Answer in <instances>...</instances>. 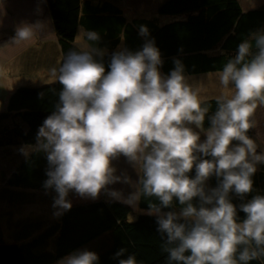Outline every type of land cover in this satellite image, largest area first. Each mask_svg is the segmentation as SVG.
Returning <instances> with one entry per match:
<instances>
[{"label": "clouds", "instance_id": "9594fccd", "mask_svg": "<svg viewBox=\"0 0 264 264\" xmlns=\"http://www.w3.org/2000/svg\"><path fill=\"white\" fill-rule=\"evenodd\" d=\"M84 34L91 42L100 39L95 31ZM140 34L148 35L146 26L140 27ZM34 35L31 26L21 25L13 40ZM103 55L104 50L93 45L68 52L59 68V100L31 148L46 154L44 187L57 193L55 215L71 209L70 192L93 200L106 192L121 199L109 185L128 182L127 176L116 175L113 165L123 156L140 168L138 197H128L129 204L138 203L141 196L159 201L149 200L148 214L156 216L158 231L166 234L162 248L169 264H249L264 258V195L239 205L246 214L243 220L230 198L231 193L241 199L251 193L257 165L264 164V152H257L258 144L248 135L256 126L258 105L264 106V31L241 42L219 72L220 84L225 89L232 85L234 91L217 98L210 116L209 107L188 83L181 61H175L168 75L162 74L154 40L134 53H113L110 70L96 59ZM21 151L29 155V149ZM213 176L218 183L209 187ZM175 201L178 211H164L174 209ZM98 260L95 251L83 249L59 264ZM119 264H135L134 257Z\"/></svg>", "mask_w": 264, "mask_h": 264}, {"label": "trees", "instance_id": "16d2710c", "mask_svg": "<svg viewBox=\"0 0 264 264\" xmlns=\"http://www.w3.org/2000/svg\"><path fill=\"white\" fill-rule=\"evenodd\" d=\"M45 3L56 36L59 60L56 77L50 82L18 85L10 91L6 105L0 110V148L25 145L31 149L36 145L39 127L55 110L62 90L59 68L69 51L83 50L76 42L80 28L87 46L104 50V55L96 59L102 60L106 70H110L113 53L124 49L134 53L142 50L148 40H154L160 50L163 61L160 71L164 75L176 67V60L182 62L184 74L222 71L237 54L241 42L254 32L264 31V4L244 10L239 0H164L157 8L158 14L171 16L164 23L151 17L128 18L115 0H45ZM141 26L147 27V36L140 34ZM84 31L97 32L99 41H88ZM217 98L202 99L210 109L209 116L217 108ZM209 124L206 118L205 128ZM248 135L253 138L252 129ZM47 168L46 154L31 151L19 158L6 187L0 191L2 196L8 192L11 200L28 201L43 208V212H30L16 221L22 227L14 237L17 242L5 241L0 235V264H54L92 243L97 244L95 249H89L98 254L97 264H119L129 256L134 257L135 264H169L168 253L162 248L166 234L158 231L156 216L147 213L150 199L159 203L154 197H139L135 205L139 213L133 219L130 214L135 211L134 205L115 199L77 204L62 215H51L47 195L57 193L44 187ZM190 175L195 176L194 169ZM252 179L253 191L243 199L230 194L240 220L246 214L239 205L257 194L264 195V164L257 165ZM207 183L215 187L218 181L213 176ZM139 188L137 181V197ZM194 203H199L198 198ZM174 204V209L164 211H178L179 202ZM47 206L49 212H45ZM6 221L13 222L11 218ZM102 238L105 240L101 244ZM120 249L125 251L118 257L115 254ZM249 264H264V258Z\"/></svg>", "mask_w": 264, "mask_h": 264}, {"label": "rangeland", "instance_id": "374dc122", "mask_svg": "<svg viewBox=\"0 0 264 264\" xmlns=\"http://www.w3.org/2000/svg\"><path fill=\"white\" fill-rule=\"evenodd\" d=\"M122 7L124 13L128 18H155L157 21L164 23L171 20L170 15H162L157 13V8L161 0H115ZM45 2V0H44ZM43 0H0V110L6 104V100L9 95L11 88L18 85H35L34 83H45L53 80V76L50 74L51 68L39 67L38 59L36 56L42 53V59H47V50L40 51L38 47L41 42L54 38L50 29V20L46 16V4ZM247 5H252L258 2L262 3L264 0H242ZM41 3V4H40ZM41 5V6H40ZM255 5V4H254ZM44 13V18H40V14ZM28 25L31 26L35 32V35L26 41H14L16 29L18 26ZM82 29H79V35L77 37V44L81 48H85L86 42L82 37ZM35 48V49H34ZM24 52V53H23ZM23 53L25 56L19 65L18 58ZM44 54V55H43ZM31 57L28 62L23 66V60L26 57ZM51 57V56H50ZM37 60H36V59ZM54 58V64L56 63ZM50 72V73H49ZM220 71L205 72L200 74H185L188 83L199 95V98L205 99L207 97H220L221 95H232L234 88L229 85L225 89L219 81ZM56 77V76H55ZM253 119L255 120L256 126L252 128L253 139L258 144L257 152H264V106L258 105ZM205 137L201 134V140ZM113 165L116 168V175L127 176L128 182H116L109 185V188L117 190L121 193V199H115L117 201L129 203L127 198L133 194V201L137 199V181L139 177L140 168L139 166L134 167L127 159L120 156L118 159L113 161ZM70 201L73 205H77V200L82 203L91 202L90 198H82L75 192H71ZM108 199V196L106 197ZM81 203V204H82ZM134 213L130 214V219L136 217L139 211L136 212L137 206L135 202L131 203ZM148 213V212H147ZM105 239L99 240V243ZM98 243V244H99ZM97 244L92 243L83 247V249H95ZM62 260V259H61ZM59 260L56 264H59Z\"/></svg>", "mask_w": 264, "mask_h": 264}, {"label": "crops", "instance_id": "0c3cea01", "mask_svg": "<svg viewBox=\"0 0 264 264\" xmlns=\"http://www.w3.org/2000/svg\"><path fill=\"white\" fill-rule=\"evenodd\" d=\"M163 1L164 0H161L160 3H162ZM43 2H44V0H43ZM239 2L242 5V8L244 10L253 9V8H256V7L264 4V2H262V3L258 2V4L254 3L255 5L254 4L245 5L242 2V0H239ZM40 15H41L40 18H42V20H43L44 13L40 14ZM46 16L49 17L50 29H51V33H52L51 36H53L54 38H49L46 41L44 40L43 42H41L40 46L35 47V48H38L40 51L47 50L48 51L47 54H49V55H48L47 59H45V58L42 59V53H39L36 56L32 55L31 57H36L38 59L37 60L35 58L39 62L38 63L39 67H43L44 69H45V67L51 68V71H50L51 73L50 72L49 73L55 78L56 73L55 74L53 73V69H55L57 71L58 61H59L58 60V56H57V51H56V36H55L54 30H53V26H52V22H51V19H50V16H49V13H48L47 10H46ZM23 53L17 59L19 65L22 62L21 59H23L25 57V56H23ZM31 57L27 56L23 60V64L21 66L22 68H23L24 64L26 62H28ZM54 58L57 60L55 64H54ZM12 89L13 88H11L10 90L8 89V91L10 92ZM22 148L29 149V153L31 152V149L27 148L25 145H15V146H10V147H4V148L1 147L0 148V191H2L4 189V187H6L7 180L10 177V175L13 173L14 169L17 167L19 158L25 156L24 153L22 154V151H21ZM18 154L20 156H18ZM70 193H69L67 199H70V197H71ZM0 195H1L0 196V199H1V201H0V214H1V216H3V222H2V224H0L1 225V227H0L1 238L3 240H5V241L17 242L14 237L19 234L18 231L22 227H19V225L16 224V221L18 219H21L22 215H28L30 212H34V213H39V211L43 212V208L42 207L40 208V206L37 205V204L33 205L32 203H28V201L26 203H19L17 201L11 200L9 198L10 195H9L8 192H5L3 194V196H2L1 193H0ZM56 195L57 194H53V196L47 195V197H50V200H49V203H46V204H49V208L51 210V215L55 214L56 211H57V209L53 207L54 198L56 197ZM107 196H108V199H106ZM101 199L111 200L113 198L110 195H108V193L101 192L100 196L97 199H95V200H101ZM91 200H93V199H91ZM44 202H45V200L43 201V203ZM81 203L82 202L77 200V204H81ZM21 205L23 207H21ZM45 212H49L48 206H47V209H46ZM51 217H54V216H51ZM8 218L12 219L13 222L11 224H7L6 220ZM54 264H56V262Z\"/></svg>", "mask_w": 264, "mask_h": 264}]
</instances>
